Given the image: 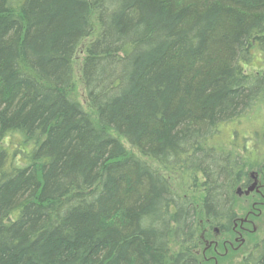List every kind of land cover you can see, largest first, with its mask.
Wrapping results in <instances>:
<instances>
[{"label": "trees", "instance_id": "1", "mask_svg": "<svg viewBox=\"0 0 264 264\" xmlns=\"http://www.w3.org/2000/svg\"><path fill=\"white\" fill-rule=\"evenodd\" d=\"M263 102L264 0H0V264H198Z\"/></svg>", "mask_w": 264, "mask_h": 264}, {"label": "rangeland", "instance_id": "2", "mask_svg": "<svg viewBox=\"0 0 264 264\" xmlns=\"http://www.w3.org/2000/svg\"><path fill=\"white\" fill-rule=\"evenodd\" d=\"M96 28V25H95ZM95 33L86 41L83 42V44L80 46V48L77 51L75 60H74V78H75V84H76V96L82 103V106L84 109L90 113L94 119V121L97 123V114L95 110L90 106L88 99H87V94H86V89H85V84L82 78V64H83V59H84V50L88 44H90L93 39H94ZM258 65V62H257ZM235 133L238 134V136H235ZM237 139V148L240 149L244 145L247 147V150L243 151L244 154H247V162L249 164V172L248 174L250 176H258L260 174V170L262 169L264 165V102L262 105L255 110L249 117H246L242 119L240 122H236L232 125L226 126L222 129V132L217 140V144L222 145V146H230V144ZM124 145L128 149V151L136 156H138L141 160L145 161L148 163L151 167L155 168L156 170L160 171L165 177L169 179L171 182L173 189L179 193L180 195L187 196V197H194L198 203H201V195H196L193 196L190 192H188L182 185L181 182L175 177L174 175H170L162 170V168L153 160L144 158L141 156L138 152H136L128 143L123 140ZM242 149V148H241ZM260 178V175L258 176ZM257 177V178H258ZM258 183L257 181H255ZM262 183V182H261ZM257 187V184H255ZM244 190V189H242ZM246 191V190H245ZM246 197H238L237 201V207L238 208H245L248 203H247ZM240 213V218H243L247 212L245 210H241ZM253 223H255L256 226V233L252 234L247 238V243L240 248V250H234L232 253H240V255L246 254L247 251L254 245V243L257 240H260L261 237L264 236V209L262 210L261 216L258 218L253 219ZM253 228H251L252 230ZM202 237L203 238H208V239H213L214 238V233L212 230H210L208 227H206L204 224L202 225L201 229ZM216 239L220 240L223 242L225 239H232L234 241V236H228V235H223L222 237H216ZM205 247H203L201 250V255L203 254ZM229 257H231L229 259ZM227 256L226 259L222 260V263L225 264H241L240 259L241 257H235L232 255ZM229 259V260H228ZM228 260V261H227ZM232 260V261H231ZM227 262V263H226Z\"/></svg>", "mask_w": 264, "mask_h": 264}, {"label": "flooded vegetation", "instance_id": "3", "mask_svg": "<svg viewBox=\"0 0 264 264\" xmlns=\"http://www.w3.org/2000/svg\"><path fill=\"white\" fill-rule=\"evenodd\" d=\"M259 175L260 178L258 177ZM258 176L254 177L248 174V183H243L237 190L232 206L235 218L230 230L225 232L222 231L221 228H215L212 230L214 233L213 239L201 237V242L195 253L198 264H225L222 263V260L230 255H232V257L242 256L240 259L241 264H261L260 258H262L263 255L260 251H264V236L261 237L260 240H257L246 254H230V252H234V250H240V248L247 243V238L256 233L257 228L255 223H253V219L261 216L262 210L264 209V165ZM257 179L258 183L255 182ZM255 184H257V187ZM241 196L246 197L248 200L247 203L249 202L245 208L237 207L238 197ZM241 210L247 212L243 218H240L239 212H241ZM251 228L253 229L251 230ZM223 235H228L229 237L234 236L235 239L234 241L232 239H225L223 242L216 239V237H222ZM236 245H238L237 247L240 246V248H237ZM203 247H205V249L201 255V249ZM230 258L231 257H229V259Z\"/></svg>", "mask_w": 264, "mask_h": 264}]
</instances>
